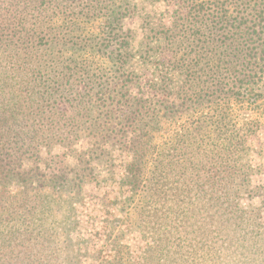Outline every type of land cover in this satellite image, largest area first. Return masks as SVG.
I'll return each mask as SVG.
<instances>
[{"label":"trees","instance_id":"trees-1","mask_svg":"<svg viewBox=\"0 0 264 264\" xmlns=\"http://www.w3.org/2000/svg\"><path fill=\"white\" fill-rule=\"evenodd\" d=\"M176 1L184 13L177 9L169 27L159 26L152 50L140 55L158 78L150 88L160 99L132 103L117 87L96 95L99 112L107 102L126 104L122 118L140 127L125 181L134 197L141 193L136 224L151 240L140 264H264L262 212L241 207L245 194L257 191L248 180L253 171L244 163L250 150L244 137L258 135L261 117L226 123L233 104L245 111L264 102V0ZM90 3L87 15L99 10L106 24L98 39L79 43L67 35L82 39L76 20L85 13L73 0H0V264H71L78 258L66 232L76 227L74 201L63 199L73 181L22 163L41 162L42 146L67 144L59 127L86 133L93 155H108L105 146L124 138L114 126H99L77 90V76L84 80L92 70L104 76L110 67L124 78L134 61L131 46L103 40L119 36L114 28L132 0ZM64 48L72 52L67 59ZM164 53L173 59L169 65L159 61ZM177 123L185 152L168 149V126ZM210 127L219 128L221 144ZM159 136L166 140L160 148L168 149L161 153L154 143ZM149 156L158 163L153 176L147 174ZM112 251L106 264H136L120 248Z\"/></svg>","mask_w":264,"mask_h":264},{"label":"rangeland","instance_id":"rangeland-1","mask_svg":"<svg viewBox=\"0 0 264 264\" xmlns=\"http://www.w3.org/2000/svg\"><path fill=\"white\" fill-rule=\"evenodd\" d=\"M73 1L77 10L82 11L85 15L76 20V32L82 39L79 40L75 35L67 34L69 41L87 43L86 39L89 42L98 39V34L106 24L105 16L99 10L97 14L87 15L93 6L90 3L92 0ZM116 3V5H120L118 1ZM126 6L131 7V10L128 8L122 17V21L118 26H115L113 32L118 33L119 36L109 37L107 35L104 37L106 40H103L124 39V42L131 46L128 52L133 56L134 61L129 65V70L126 71L124 78L122 80L117 79L116 72L110 67H106L107 71L104 76L101 74L99 77L94 76V70L84 80L81 78L82 74L79 73L77 76L80 77V81L77 82L79 85L77 90L86 98V104L92 112H96L94 115L98 117L99 126L101 128L114 126L116 131H121L119 135H123L124 138L115 136L113 141L115 144L111 146L108 143L105 146L110 150L108 155H93L90 153L91 139L86 133L59 127L58 134L69 138L68 142H65L67 144L56 147L42 146L38 151L41 162L39 161L34 165L29 161L22 163L26 169L37 165L43 172L59 173V175H65L73 181L71 188L63 195L64 202L74 201L76 211L74 219L76 227L66 231L75 243L78 254L77 260L71 264H106V260L114 254L113 248H120L123 250L126 259H131L136 264H140L143 261L144 252L151 245V240L143 238L136 224V209L141 200V193L134 197L132 190L125 184L127 179L126 167L135 157L134 153L131 152V147L137 142H141L139 140L140 127L133 120L122 118L123 114L128 111L126 104L110 105L107 102L106 106L99 112L96 95L102 90L107 93L108 89L117 87L123 88V93L127 95L126 99L131 100L132 103H139L142 100L149 101L151 98H154L155 101L160 99L161 94L152 91L150 88L153 82H158V78L148 71L150 66L142 63L140 55L143 51L148 50L147 52H150L152 50L153 42L156 41L155 33L160 31L159 26L167 25L169 27L172 14L177 9L180 10V6L176 0H132V5ZM180 11L184 13L183 10ZM78 28L81 29L78 30ZM68 47H72V44ZM67 50L68 48L62 50L64 59H67L72 53ZM159 57V61L167 65L173 62L169 53H164ZM88 58L91 59V57ZM103 62L104 59H101L100 63ZM133 71V74H129ZM62 109L69 117H72L73 111L70 107L65 106ZM239 109L236 104H233L226 123L231 121L238 123L241 115V118L254 115V117H261L263 125L256 137H248L247 135L244 137L246 148H250L244 163L250 166L253 171L252 176L250 172L248 180L251 181V187L257 191L253 192L251 196L245 194L241 201V207L250 211L261 210V220L264 226V102L255 107L246 106L244 107L245 111ZM186 121L187 119L179 120L180 124L183 125ZM180 124L177 123L173 126L169 124L168 126L167 138H170L168 149L185 152L182 148L183 143L181 145L178 143L177 133ZM210 128L216 142L221 144L215 137L221 135L219 128L216 131L213 127ZM222 135L225 136L223 133ZM163 137L159 136L154 142L155 145H159V153L164 152L165 149L168 150L167 146L160 148L166 142ZM233 137L235 138V134ZM146 140L148 141V139ZM236 140H238L237 137ZM47 156L49 157L47 158ZM81 157L84 160L82 161L86 163L82 168L77 164V159ZM197 158L200 159L199 156ZM197 162L201 163L200 160ZM155 164H158L155 156H149L147 167L150 171H147L148 176H153L154 171L152 170ZM189 166L191 165L189 164ZM245 168L249 169V167ZM241 169L244 170V168ZM74 185L76 186L74 187ZM30 193L33 199H37L36 186L30 187Z\"/></svg>","mask_w":264,"mask_h":264}]
</instances>
